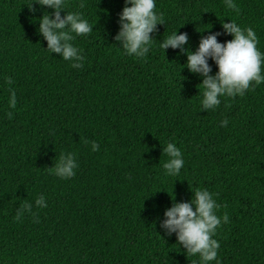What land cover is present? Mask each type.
<instances>
[{
  "label": "trees",
  "instance_id": "obj_1",
  "mask_svg": "<svg viewBox=\"0 0 264 264\" xmlns=\"http://www.w3.org/2000/svg\"><path fill=\"white\" fill-rule=\"evenodd\" d=\"M25 2L0 0V264H191L198 256L159 221L173 199L201 188L228 217L209 264H264V82L202 110L186 55L159 47L175 29L192 51L210 33L230 40L220 21L231 19L253 29L264 53V0H233L238 11L224 0H155L164 24L141 58L113 39L123 0H66V11L93 24L72 41L80 68L48 53L36 31L44 9ZM170 141L184 159L175 176L162 168ZM62 152L77 163L67 179L48 172ZM40 195L44 208L34 204ZM25 203L30 210L16 218Z\"/></svg>",
  "mask_w": 264,
  "mask_h": 264
},
{
  "label": "clouds",
  "instance_id": "obj_2",
  "mask_svg": "<svg viewBox=\"0 0 264 264\" xmlns=\"http://www.w3.org/2000/svg\"><path fill=\"white\" fill-rule=\"evenodd\" d=\"M226 7L238 11L233 0H224ZM44 9L38 17L37 33L46 41L48 53L59 54L64 60L73 61V68H80L83 56L72 41L75 36L87 35L93 30V24L84 18L78 10L66 11V0H26L25 6L29 11H35L33 5ZM79 7H83L81 3ZM48 9L51 11L49 12ZM155 9V0H123V7L118 14V31L113 39L119 42V47L128 55L143 57L149 51L150 37L157 24H164L163 17ZM63 11L64 15L61 16ZM224 35H231L230 40L222 43L217 37L220 32L201 36L195 51L186 47L188 36L186 33L177 34V29L166 38L160 40L159 47L179 49L186 55L182 68L200 77L202 95L200 106L202 110L213 109L220 103V97L242 95L250 88V83L264 82L261 65L264 63V53L257 48V37L252 28L240 26L233 20L220 21ZM187 49V54H186ZM209 58L216 66L212 73ZM9 108L16 107L14 91L9 92L7 101ZM11 118L13 113L7 112ZM97 144L91 142V149L95 151ZM166 161L162 164L164 173L168 176L177 175L184 165L181 149L174 142H167L163 147ZM77 167L72 152H62L55 164L48 167V172L61 179L74 175ZM188 201L176 202L174 199L170 207L163 212V219L159 227L165 236L174 234L176 242L190 255H197L198 261L191 264H209L217 257L218 241L214 239L216 228L221 221H227V215L217 216L219 204L214 194L206 188L192 192ZM35 206L46 207L43 195L34 200ZM25 203L16 209V218H20L30 210ZM218 264V262H217Z\"/></svg>",
  "mask_w": 264,
  "mask_h": 264
}]
</instances>
